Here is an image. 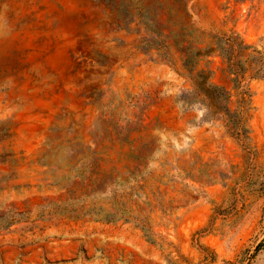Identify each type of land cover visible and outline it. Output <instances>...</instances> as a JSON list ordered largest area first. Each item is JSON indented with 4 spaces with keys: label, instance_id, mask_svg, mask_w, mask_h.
<instances>
[{
    "label": "rangeland",
    "instance_id": "374dc122",
    "mask_svg": "<svg viewBox=\"0 0 264 264\" xmlns=\"http://www.w3.org/2000/svg\"><path fill=\"white\" fill-rule=\"evenodd\" d=\"M228 37L264 61V0H0V264H264V78L194 58Z\"/></svg>",
    "mask_w": 264,
    "mask_h": 264
},
{
    "label": "trees",
    "instance_id": "16d2710c",
    "mask_svg": "<svg viewBox=\"0 0 264 264\" xmlns=\"http://www.w3.org/2000/svg\"><path fill=\"white\" fill-rule=\"evenodd\" d=\"M250 47L244 46L242 42H237L236 38L228 37L222 40V43L216 48H208V50L194 55V58H205L212 56L219 52L222 58L227 61L228 64V75H236V80L238 77H244L248 72H251L252 78L261 79L264 78V61H251L245 60L246 66L241 65L239 61L235 62L234 56L235 52H238V57H244L245 52ZM258 52V51H255ZM193 58H188L184 60L183 70L185 71V76L191 82L195 94L200 97L201 101L205 104L207 109L212 115L220 116L227 127L233 126L235 132H243L244 127L242 126L243 117L245 116L247 110L244 109L245 99L242 97V105L239 107L238 111L231 112L229 107L230 104V94L222 87L213 85L210 83L212 78V72L210 71H196V66L190 67L189 63ZM197 62L199 59H196ZM238 89V86H236ZM229 132V131H228Z\"/></svg>",
    "mask_w": 264,
    "mask_h": 264
}]
</instances>
